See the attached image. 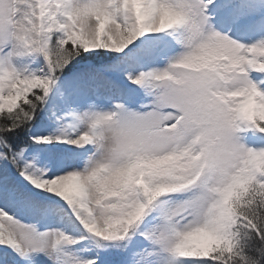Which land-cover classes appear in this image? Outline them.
Returning <instances> with one entry per match:
<instances>
[{"label": "snow or ice", "instance_id": "1", "mask_svg": "<svg viewBox=\"0 0 264 264\" xmlns=\"http://www.w3.org/2000/svg\"><path fill=\"white\" fill-rule=\"evenodd\" d=\"M0 264H264V0H0Z\"/></svg>", "mask_w": 264, "mask_h": 264}]
</instances>
